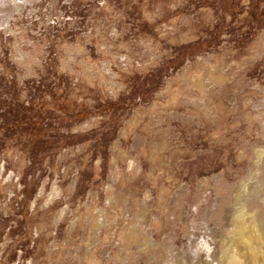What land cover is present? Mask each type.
<instances>
[{
    "label": "rangeland",
    "instance_id": "obj_1",
    "mask_svg": "<svg viewBox=\"0 0 264 264\" xmlns=\"http://www.w3.org/2000/svg\"><path fill=\"white\" fill-rule=\"evenodd\" d=\"M264 264V0H0V264Z\"/></svg>",
    "mask_w": 264,
    "mask_h": 264
},
{
    "label": "bare ground",
    "instance_id": "obj_2",
    "mask_svg": "<svg viewBox=\"0 0 264 264\" xmlns=\"http://www.w3.org/2000/svg\"><path fill=\"white\" fill-rule=\"evenodd\" d=\"M242 260L239 258L238 255H232L230 258V264H241Z\"/></svg>",
    "mask_w": 264,
    "mask_h": 264
}]
</instances>
